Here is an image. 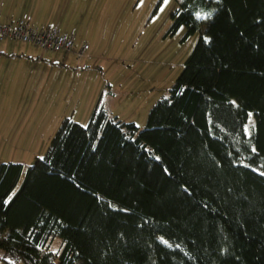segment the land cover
<instances>
[{
	"label": "trees",
	"instance_id": "1",
	"mask_svg": "<svg viewBox=\"0 0 264 264\" xmlns=\"http://www.w3.org/2000/svg\"><path fill=\"white\" fill-rule=\"evenodd\" d=\"M172 19L201 34L143 128L97 104L34 163H0L5 264H264V0Z\"/></svg>",
	"mask_w": 264,
	"mask_h": 264
},
{
	"label": "rangeland",
	"instance_id": "2",
	"mask_svg": "<svg viewBox=\"0 0 264 264\" xmlns=\"http://www.w3.org/2000/svg\"><path fill=\"white\" fill-rule=\"evenodd\" d=\"M38 1L42 5L47 0ZM178 3L179 0H169L166 5L164 0H48L42 11L57 17V21L63 17L60 24L64 30L68 24L80 26L96 57L89 61V68L79 73L72 67L62 74L56 71L57 80L48 84L44 77L34 89L13 78H3L5 68L13 72L16 66L24 76V65H18L20 61L12 57L14 52L9 48L20 54L19 48L29 44L0 42V48L6 50L0 75V163H34L45 153L65 117L85 125L98 103L120 119L135 121L143 128L151 107L168 95L201 34L197 30L184 37V26L171 32L172 14ZM65 54L74 60L72 52L65 51L49 52L46 57L53 60ZM46 70L50 77L54 69ZM61 246L59 239L51 241L53 250ZM0 264L5 263L0 259Z\"/></svg>",
	"mask_w": 264,
	"mask_h": 264
},
{
	"label": "crops",
	"instance_id": "3",
	"mask_svg": "<svg viewBox=\"0 0 264 264\" xmlns=\"http://www.w3.org/2000/svg\"><path fill=\"white\" fill-rule=\"evenodd\" d=\"M22 1L23 0H1L0 7L3 10L1 11V9H0V13H1L2 20L8 21L11 18V16H13L14 18H17V17L21 16L23 13H29L33 16L34 21L37 23L58 25L59 27L63 28L60 24L61 21L63 20V17L59 18L58 19L59 21H57V19H56L57 17H55V16L52 17L49 14H47L46 12L42 11V7L44 6V4H46L48 2V0L45 1V3H43L42 5H41V1H38V0H32V1L28 0L26 2L24 1V3H22ZM20 4H23V6H19ZM44 20L52 21V23H45ZM67 26H68L66 28L67 30H69L70 28L71 29L74 28L77 32V41H76L77 47H79L84 42L89 43L87 38L84 37L85 36L84 30H81L80 26L76 27L75 25H72V24H68ZM63 29H65V28H63ZM0 42H2V41H0ZM7 43H10V42H7ZM13 43H16V42H13ZM13 43H10V44H13ZM28 44L29 45H24V46H21L19 48L20 54L15 53V50H16L15 48H13V47L9 48L10 52H14L12 57H15V59L17 61H20V62H18L19 63L18 65H24V66H22V67H25L24 76H23V73L21 71V68H18L20 70L19 71L17 69V66H16V68H14L13 72H11V71L8 72V69H6V68L4 69L5 56H3V55L6 54V50L4 48H0V75L2 73V70L4 69V71H3V75H4L3 78L4 79L5 78H13L15 80V82L20 81L21 85L28 84V87L31 86V88L34 89V88H36L35 85L36 86L39 85L41 79L44 77L48 78V84H50V82H52L54 80V78L57 80L56 76H58L59 74L54 77V74L56 73V71H58V73L62 74V72H64L65 69H67V67H72L74 70L78 71V73L84 70V69H78L76 64H75V61L73 59L68 58V56H66V54L61 56V57H56V58H53V60H50L48 57H46V55H47V53L54 52V51L41 50L40 48L35 47L34 45H32L30 43H28ZM89 52L92 56L91 59H94L96 57V55H95L94 49L92 48L91 44H90ZM73 57H74V55L72 52V58ZM48 67H52L54 69V71H52L53 74L50 75V77H49V74L47 75L48 71L46 69ZM50 74H51V72H50ZM58 79L60 80L61 77ZM59 82H61V80ZM29 83H30V85H29ZM3 100H4V98H3ZM3 100H2V102H3ZM108 112H109V110H108ZM109 114L114 115V113H110V112H109ZM116 116H118V115H116ZM4 162H6V161H4ZM16 162H19V161H16Z\"/></svg>",
	"mask_w": 264,
	"mask_h": 264
},
{
	"label": "built area",
	"instance_id": "4",
	"mask_svg": "<svg viewBox=\"0 0 264 264\" xmlns=\"http://www.w3.org/2000/svg\"><path fill=\"white\" fill-rule=\"evenodd\" d=\"M0 41L30 43L45 51L73 52L78 69H87L92 56L90 45L84 42L76 46L77 32L73 28L64 30L58 25L41 24L34 21L29 13L3 21L0 13Z\"/></svg>",
	"mask_w": 264,
	"mask_h": 264
},
{
	"label": "snow or ice",
	"instance_id": "5",
	"mask_svg": "<svg viewBox=\"0 0 264 264\" xmlns=\"http://www.w3.org/2000/svg\"><path fill=\"white\" fill-rule=\"evenodd\" d=\"M168 2H169V0H164L165 5H166ZM161 10H163V9H161ZM211 15H212L211 12L204 13L203 15L200 14V13H197V14H196V19H197V20H207V19H210V18H211ZM253 151H254V149H253ZM41 159H43V158H41ZM157 159H159V158L157 157ZM262 174H264V173H262ZM10 199H11V196L9 197V200H10ZM5 203H8V201L6 200Z\"/></svg>",
	"mask_w": 264,
	"mask_h": 264
}]
</instances>
